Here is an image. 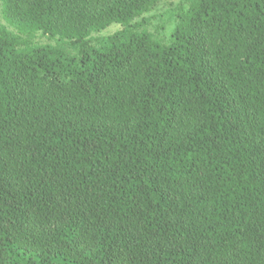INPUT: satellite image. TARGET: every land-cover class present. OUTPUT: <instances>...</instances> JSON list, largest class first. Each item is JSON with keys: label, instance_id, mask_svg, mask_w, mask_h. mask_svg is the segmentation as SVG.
<instances>
[{"label": "trees", "instance_id": "obj_1", "mask_svg": "<svg viewBox=\"0 0 264 264\" xmlns=\"http://www.w3.org/2000/svg\"><path fill=\"white\" fill-rule=\"evenodd\" d=\"M160 1L0 0V264H264V0Z\"/></svg>", "mask_w": 264, "mask_h": 264}, {"label": "rangeland", "instance_id": "obj_2", "mask_svg": "<svg viewBox=\"0 0 264 264\" xmlns=\"http://www.w3.org/2000/svg\"><path fill=\"white\" fill-rule=\"evenodd\" d=\"M182 0H161L153 7L149 12H146L142 18H138V21H143V27L151 33H154L164 42H168L171 31L175 24V11ZM0 26L6 27L8 30L15 32V28L6 23L1 13L0 6ZM122 27L117 24H111L104 30L91 34L92 38L106 37L116 30H120ZM32 43L46 44L52 43L53 40L40 32L35 33L30 37Z\"/></svg>", "mask_w": 264, "mask_h": 264}]
</instances>
